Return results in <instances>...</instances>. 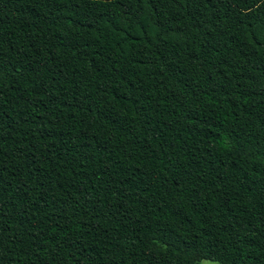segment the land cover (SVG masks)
Wrapping results in <instances>:
<instances>
[{
    "label": "trees",
    "instance_id": "1",
    "mask_svg": "<svg viewBox=\"0 0 264 264\" xmlns=\"http://www.w3.org/2000/svg\"><path fill=\"white\" fill-rule=\"evenodd\" d=\"M264 264V0H0V264Z\"/></svg>",
    "mask_w": 264,
    "mask_h": 264
},
{
    "label": "rangeland",
    "instance_id": "2",
    "mask_svg": "<svg viewBox=\"0 0 264 264\" xmlns=\"http://www.w3.org/2000/svg\"><path fill=\"white\" fill-rule=\"evenodd\" d=\"M200 264H222V263L217 262V261H213V260L203 259V260H200Z\"/></svg>",
    "mask_w": 264,
    "mask_h": 264
}]
</instances>
